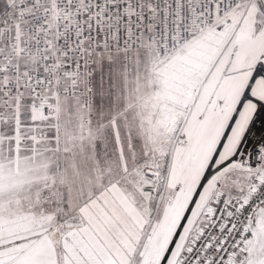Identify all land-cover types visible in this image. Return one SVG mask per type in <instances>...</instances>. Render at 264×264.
Masks as SVG:
<instances>
[{
	"label": "snow or ice",
	"instance_id": "snow-or-ice-1",
	"mask_svg": "<svg viewBox=\"0 0 264 264\" xmlns=\"http://www.w3.org/2000/svg\"><path fill=\"white\" fill-rule=\"evenodd\" d=\"M0 264H264V0H0Z\"/></svg>",
	"mask_w": 264,
	"mask_h": 264
}]
</instances>
